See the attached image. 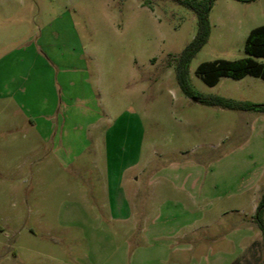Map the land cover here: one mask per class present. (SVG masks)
<instances>
[{"label": "rangeland", "instance_id": "1", "mask_svg": "<svg viewBox=\"0 0 264 264\" xmlns=\"http://www.w3.org/2000/svg\"><path fill=\"white\" fill-rule=\"evenodd\" d=\"M209 20L208 42L190 63L191 88L203 97L264 105L262 78L223 77L211 87L196 73L205 62L249 57L246 40L264 25V0H216ZM197 30L194 12L173 0H0V61L25 56L16 71L34 107L44 98L42 60L51 47L83 53L104 111L115 119L131 114L129 123L138 125L140 118L144 127L142 164L133 173L145 169L144 177L168 178L147 187L143 178L136 205L145 206L147 217L130 232L87 224L96 170L81 169L82 181L77 165L64 170L52 162L45 168L38 161L44 147L28 122L2 108L0 225L8 224L9 236L0 235V264H74L75 253L101 260L120 250L150 256L149 264L171 251L179 264H264L263 235L255 223L264 200V114L205 106L182 92L177 59ZM34 149L33 171L46 175L35 178L29 210L25 163ZM104 200L100 195L98 204ZM139 213L137 208V218ZM156 229L163 237L157 243Z\"/></svg>", "mask_w": 264, "mask_h": 264}, {"label": "crops", "instance_id": "2", "mask_svg": "<svg viewBox=\"0 0 264 264\" xmlns=\"http://www.w3.org/2000/svg\"><path fill=\"white\" fill-rule=\"evenodd\" d=\"M51 49L53 53L49 52L48 60H42L48 80L46 88L44 86L43 101L37 108L28 96L29 90L25 85L20 86L18 80L19 73L16 68L20 64H25V56L14 54L0 61V114L4 112L2 108H6L7 111L14 109L28 122V128L36 134L44 147L38 161H44L45 168L49 167L52 162L58 163L64 170L78 167V172L75 174L82 179L80 170L93 166L96 173L92 183V204L89 209L93 215L87 216V224L94 223L107 228H124V230L128 229V233L130 228H137L143 218L147 217L145 206L140 205L139 208L136 205L144 183L143 178H146V187L159 185L160 179L168 180V178H164L165 175L161 173H152L144 177L145 169L137 172V175L133 173L142 164L145 130L144 127L142 128L140 118H138V125H132L129 123L131 114L121 119L110 117L111 115L101 107L98 94L91 84L83 53H73L67 48L59 51L56 45ZM36 55L40 56L38 52ZM20 78L26 80L27 74L22 73ZM16 127L12 125L14 130H17ZM1 128L2 125H0V131ZM92 152L94 157L88 155ZM38 153L40 152H37L39 157ZM35 157L34 149L28 154L25 163L30 168L27 174L31 185L24 202L29 210L35 206L33 203L36 200L35 178L38 175L44 178L46 175L33 171ZM4 176L3 171H0V177ZM16 188L11 187V192ZM2 192L0 183V197ZM100 195L105 199L102 206L98 204ZM81 205V202H78V206L77 203L75 204L79 209H82ZM18 206V202L12 203L11 212H16ZM136 207L140 211L138 218ZM17 218L16 213L11 217V222ZM160 219L161 216L157 217L155 223L158 224ZM169 223L160 224L157 227L162 228L163 225L166 226ZM6 225H0V235L4 234L8 237V233L5 232L8 224ZM157 230L152 231L155 232L153 239L156 243L163 238L157 234ZM110 231L113 234L115 230ZM140 253L139 251L129 252V250L124 253L120 250L101 260L94 254L75 253L74 264H149L151 257ZM172 253L173 251L165 254L164 258L153 260H157V264H179L177 258L173 260ZM14 255L15 258L18 257L17 254Z\"/></svg>", "mask_w": 264, "mask_h": 264}, {"label": "trees", "instance_id": "3", "mask_svg": "<svg viewBox=\"0 0 264 264\" xmlns=\"http://www.w3.org/2000/svg\"><path fill=\"white\" fill-rule=\"evenodd\" d=\"M175 3L192 10L198 21V30L193 41L179 55L177 59V79L182 92L189 98H196L197 102L211 107H221L234 111H257L264 114V105L251 102L235 101L219 96L203 97L196 95L189 83V67L195 56L208 42L211 32L209 16L216 0H173ZM252 1V0H238ZM245 51L249 57L237 60H217L214 62L202 63L197 68V75L209 86H216L223 77H230L236 80L247 76L264 79V63L257 59L264 60V25L253 29L246 40ZM255 223L261 230L264 241V200L259 205Z\"/></svg>", "mask_w": 264, "mask_h": 264}]
</instances>
